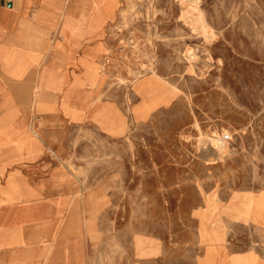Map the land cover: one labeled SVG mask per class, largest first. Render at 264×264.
<instances>
[{"label": "rangeland", "instance_id": "374dc122", "mask_svg": "<svg viewBox=\"0 0 264 264\" xmlns=\"http://www.w3.org/2000/svg\"><path fill=\"white\" fill-rule=\"evenodd\" d=\"M116 5L97 130L38 155L97 188V236L116 258L132 239L150 264H216L222 247L217 264H259L237 254H264V0Z\"/></svg>", "mask_w": 264, "mask_h": 264}, {"label": "crops", "instance_id": "0c3cea01", "mask_svg": "<svg viewBox=\"0 0 264 264\" xmlns=\"http://www.w3.org/2000/svg\"><path fill=\"white\" fill-rule=\"evenodd\" d=\"M119 1L0 0V264H150L132 239L121 259L103 248L97 188L38 155L68 149L74 128L97 130V68L109 50L102 25ZM216 253V264L229 257L227 247ZM237 255L264 264V254Z\"/></svg>", "mask_w": 264, "mask_h": 264}]
</instances>
